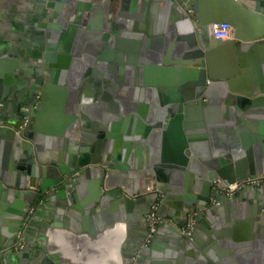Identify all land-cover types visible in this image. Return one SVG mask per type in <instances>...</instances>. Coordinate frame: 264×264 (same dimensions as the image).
I'll return each instance as SVG.
<instances>
[{
  "label": "crops",
  "instance_id": "obj_1",
  "mask_svg": "<svg viewBox=\"0 0 264 264\" xmlns=\"http://www.w3.org/2000/svg\"><path fill=\"white\" fill-rule=\"evenodd\" d=\"M48 2L50 0H0V94L7 85L9 90L3 107L0 103L2 120L14 121L18 114L29 112L25 109L30 99L29 91L37 87L35 81L39 76L33 66L47 63L45 55L49 45L54 57L49 76L55 82L49 84L48 94L55 101L46 102L48 106L42 119L44 135L51 134L49 131L57 133V127L62 125L61 117L56 112L57 107H67L73 91L80 92V95L88 91L90 95L85 97L92 98V103L88 105L92 109L86 113L88 119L84 121L85 126L80 128V132L83 130L85 135L83 139L86 147L93 148L94 153L101 157L114 155L144 168L146 163H155L158 152L163 153L164 145V138L161 140L157 137L153 133L154 128L145 127L156 118L159 108L168 103H183L184 106H191L184 112L181 121L184 133H187V124H204L203 128L193 126L188 131L197 137L194 145L205 157L212 161H222L225 154L221 151L231 149L236 153L238 148L245 151V148L250 147L249 152H244L242 156L231 154L232 161L225 162L226 167L233 165L232 171L237 172L236 162L241 160L242 167L246 162L244 167L249 170L251 167L255 169V166L264 170V81H261L264 79V50L253 51V54L245 46L241 52L238 49L231 50L227 54L231 59H223L222 70L224 74H229L227 66L235 65L237 71L229 78L234 81L240 93L235 94L231 104L220 100L209 105V100L205 99L203 102L206 105L201 106L200 117L190 119V113L198 107L199 101L196 98L183 102L178 100L181 97L183 99L185 92L196 91L191 84L180 85L181 73L173 71L177 67L175 61L182 56L181 50L187 52V42L182 39L186 33L174 18L176 9L173 6L158 0H90L91 10L84 14L87 16L85 22L92 28L94 37L88 39L83 36L81 38L80 34L71 36L68 29L64 30L59 23L50 22V10L46 5ZM77 3L80 0H76ZM220 4L222 0H208L211 10ZM245 6L255 10L257 2L246 3ZM87 26L82 25L83 30H87ZM250 27L252 34L264 29V25L253 21ZM253 57V62L246 64ZM17 62L23 64L24 69H16ZM41 76L42 79L46 78L44 70ZM246 90L254 95L243 94ZM106 93L108 95L105 97ZM36 98L35 104L39 102V97ZM114 113L121 118L115 119ZM107 114L111 115L110 122L103 120ZM33 123L35 126L36 121ZM139 123L148 124L139 127ZM109 124L111 130L100 131L97 128V125L107 127ZM201 130L206 132L203 134ZM137 133L139 137H136ZM218 150L222 154L215 155ZM13 151L11 141L0 138V213L9 216L5 221L7 225L0 224V241L11 240L13 234L16 236V232L8 230L12 227L9 219L26 212L27 201L21 193H25L29 181L16 178V167L20 159ZM120 164L126 165L123 162ZM136 172L134 170V174ZM132 174L127 175V186L133 183L130 182L135 178ZM181 177L186 179L185 173ZM14 184L24 187L15 189ZM56 184L59 185L58 182ZM79 187L66 194L61 186L57 191L54 189V193L48 190L46 184L40 186L45 192V201L37 220L28 230L29 248L24 251L28 257L23 260L14 255L9 256L7 264H37L43 255L48 256L49 238L46 230L53 225L64 232L65 239L61 248L54 249L55 253L62 256V261L58 263L118 264L113 258L116 237H123L125 229L128 231L125 251L129 257L138 256L148 234L146 216L150 203L129 208L119 195L120 188L108 191L113 197L107 201L102 216L109 220L116 217L122 220L124 217L127 222L122 221L114 227L96 231V238L83 243L68 230L83 225V206L90 202L94 193L92 187ZM14 189L18 195L12 192ZM198 190L195 196H202L204 187L200 186ZM189 192L193 193L194 189L191 188ZM41 195L38 194L37 198ZM71 195L74 196L72 200ZM161 196V216L178 218L185 224L189 198L173 193L166 196L164 192ZM99 204L97 201L96 206ZM261 204H264V186L245 189L232 204L228 202L224 207H219L216 215L206 213L201 216V222L194 231L196 237L192 240L169 228H163L154 236L157 239L151 254L139 255L141 261L144 264H198L194 262L201 256L205 257L207 264H264V259L257 257L264 239L257 237L255 229L253 237L246 226L254 218L255 208ZM262 211L258 212L261 216L264 215ZM1 218L0 221L4 220ZM97 223L98 220L95 218L93 221L92 218L91 225L94 228ZM125 223H128V227ZM214 225L221 229H214Z\"/></svg>",
  "mask_w": 264,
  "mask_h": 264
},
{
  "label": "water",
  "instance_id": "obj_2",
  "mask_svg": "<svg viewBox=\"0 0 264 264\" xmlns=\"http://www.w3.org/2000/svg\"><path fill=\"white\" fill-rule=\"evenodd\" d=\"M84 1L87 3L84 4ZM89 1L90 0H80V3L76 5V0H50V2L46 4L50 10L48 14L50 22L59 23L63 26L64 30H69V35L71 36H75V34L78 36V34H80L81 38L83 36V38L92 39L94 37L91 31L92 28L85 22L87 16L84 14L85 11L91 10ZM158 1H162L164 4L168 3L176 9L174 18L178 21V25L183 32L186 33V37H182V39L187 42V52L184 53L183 50H181L182 56L180 59L178 58L179 60L175 61L177 62V67L173 71H180L182 74H180V77H182L180 79V85L191 84L195 87L196 92H185L183 99L182 97L178 99L179 102L191 99L194 100L195 98L198 99V107L192 109L190 119H198L200 117V112L202 110L201 106L206 105V103L203 102L205 99L209 100V105H213L220 100H223L226 104H231L232 100L236 97L235 94L240 93L239 89L234 86V81L232 82L229 78L232 73H235L237 70L235 65L229 64L227 66L229 74H227V72L224 74L222 70L223 59L228 58L227 54L229 55L233 49H238L241 52L243 46L248 48L252 52L251 54H253V51H258L260 49L264 50V29L260 30L257 34H252L250 30L252 21L264 25L263 2L258 1L256 9L250 10L244 4L235 0H222L221 6H215V8L211 10L208 5V0ZM71 16H74L72 20L70 19ZM216 23L231 24L234 29V38L226 42L211 37L210 28ZM82 25H88L87 30H83ZM228 48L230 49L228 50ZM262 53L264 54V51ZM51 54V48L48 45L45 55L47 63L43 66H37V64L33 66L35 70H38L39 76L35 81L37 87L29 91L30 99L28 105L25 107L29 112L18 114L17 120L14 121L2 120L0 118V138H8L11 141V146L14 149L13 152L17 154V157L20 159L16 167V170H18L16 178L22 181H29V184L25 186L27 190H25V193H21L23 194L22 197L27 201L25 204L26 212H20V215L14 218L11 216L9 219L12 221L10 224L12 227H9L8 230L9 232H16V236L13 234L11 240L5 241V239H2V241H0V264H7L10 259L9 256L13 255L23 260L27 259L28 255L26 253L13 252L12 250L7 251V249L17 242V234L21 223L27 218L29 210L38 196V190L42 189L40 186H44V184H46L48 190H52L53 193L61 186L64 188L66 194H70L74 188H81L79 187L80 185L83 187H92V193L94 194L90 197V202L83 206L85 212L83 225H76L68 230L73 237L85 243L96 238V231L101 232L109 227H114V225H119L122 221L127 222L124 217L122 220L118 217L109 220L107 217L104 218L102 216V211L107 201L109 198L113 197L108 191L120 188L121 192H119V195L123 197L129 208L149 202V211L154 200L163 192L166 196L171 193L180 195V197L187 196L190 200V202H187L189 205L187 216L195 210H206L212 205L214 199L216 206L206 210L204 213L214 216L220 209L219 207H224L228 202L232 204L233 201L237 200V196L230 198L219 192L214 196L215 188H227L231 184L241 183L248 178L264 176L263 169H257L255 166V169L251 167L249 170L244 167L246 166V162H244L242 167L241 160L236 162V166L238 167L237 172L232 171L233 165H230L229 168L226 167L227 164H225V162L232 161L231 154L242 156L244 152H249L251 149L250 147L245 148V151L242 148H238L239 151L236 153L231 151V149L221 151L225 154V158H222V161H212L208 159V157H205L194 145L195 138L197 137L191 135L188 131L189 127L193 126H200L203 128L204 124L199 123L190 126L187 124L185 125L187 133H184L185 131L182 129L183 126L181 121L184 117V112H187V109H190L191 106H184L183 103L178 105L168 103L162 108H159L156 118L149 124H138L139 127L148 124L145 128H154L153 133L161 140L164 138L163 153L159 154L158 152L155 163H146L144 168H140L139 165L134 166L127 159H120L114 155L108 156L107 154L101 157L98 153H94L93 148L86 147L83 139L85 135L83 130L80 132V128L85 126L84 121L88 119L86 113H89L92 109V107H88V105L92 103V98L89 96L85 97L86 95H90L88 91L83 92L81 95L79 94L80 92L73 91L68 106L57 107L58 111L56 112H58L62 121V125L57 127L59 131H57V133L55 131H49L51 134L44 135L45 130L43 129L42 119L45 109L48 106L46 102L51 101L54 103L55 101L54 99L52 100L50 98L51 95L48 94L49 84L55 82L51 80L49 76L54 59L53 54ZM242 57L245 56L242 55ZM254 59L255 57L250 58L246 64L253 62ZM262 62L264 63V59ZM22 65L23 64L20 62H17L16 69L18 67L23 68ZM42 70H44L47 75L45 79H42ZM183 71H185V73H183ZM261 77L263 76L261 75ZM261 81H264V79H261ZM257 84L259 85L258 82ZM7 86L6 89H4L5 91L0 94L1 107H3L6 102L5 97L9 95ZM262 89L264 91V88ZM163 93L167 94L168 92ZM243 94L248 96L254 95L247 90L243 92ZM107 95V93L104 94L105 97ZM36 96L39 97L37 100L39 102L35 104L37 99ZM239 100L243 101L241 98H239ZM190 105H193V103H190ZM110 116L111 115L107 114L105 116L106 119H103L104 122H110ZM113 117H115V119L121 118V116L116 113L113 114ZM82 120L83 122H81ZM24 121H26L27 124H24ZM34 121H36L35 126L33 123ZM57 124H59V122H57ZM62 126H64V133L61 131ZM111 127L110 124L107 127L97 125L100 131L111 130ZM137 132H139V130H137ZM205 132L206 131L203 132V130H201V133L204 134ZM210 133L211 131H209V134ZM136 137H139L138 133ZM158 143L159 140L155 144L157 145ZM218 151L219 152L215 153V155L222 154L220 150ZM120 162L126 165H121ZM220 162H223L222 166ZM75 168L76 178L72 182H68L67 180L71 176L70 172ZM134 170H137L136 174H134ZM129 173H133L132 175L135 177L130 180V182H133L131 186H127V175ZM184 173L186 179L181 177ZM56 182H58L59 185H57ZM200 186L204 187L202 191L203 195H198L197 197L195 195L199 193L198 189ZM14 187L16 189L24 186L14 184ZM191 188L194 189L193 193L189 192ZM15 189L12 192L17 194ZM93 189H95V191ZM250 189L251 188H246V190ZM95 194H97L96 197H94ZM71 196L72 200L74 196ZM96 200L100 202V206H96ZM261 211L264 212V204L255 208L256 213L254 212V218H251L250 221L246 223V226L250 229L253 237L255 235V229V232L258 233L257 237L264 239V215L261 216V213H258ZM148 214L149 212L147 215ZM158 214L161 215L160 210ZM201 216L198 218L195 232L199 226V222H201ZM0 217L4 219L0 221V224L6 223L5 221L9 218V216L4 213H0ZM92 218L93 221H95V218L98 220L95 228L91 225ZM173 220L176 227L183 225L178 218H174ZM7 224L8 222L5 225ZM125 224L128 227V223ZM163 228H169L180 235L178 229L174 226H169V224L160 227L156 233ZM214 229H221V227L214 225ZM126 230L127 229L124 230L123 237L121 236L120 239L118 236L116 237V252H114L115 255H113L114 260L118 264H144L139 255L151 254L152 249L155 248L154 244L157 238L153 237L148 244H145L144 241V245L138 252V256L134 257L135 255H132L129 257V254L125 251V243L128 235V231ZM46 232L49 238L48 256L47 254L43 255V258H40L37 264H62V262L58 263L62 261L60 260L62 256L54 251L56 248H61L65 243V239L63 238L64 232L61 230L59 231L57 225L48 227ZM195 232L190 239L188 238L189 240L196 237ZM146 239L147 237L145 240ZM263 248L264 243L257 257L264 259ZM194 263L207 264L205 257L201 258V256H199L198 261L195 260Z\"/></svg>",
  "mask_w": 264,
  "mask_h": 264
},
{
  "label": "built area",
  "instance_id": "obj_3",
  "mask_svg": "<svg viewBox=\"0 0 264 264\" xmlns=\"http://www.w3.org/2000/svg\"><path fill=\"white\" fill-rule=\"evenodd\" d=\"M237 2H240L244 5L246 3H254L258 1H262L264 3V0H235ZM233 27L229 23H216L213 24L210 28V34L211 37L214 39H220L223 41H229L234 38L233 36ZM26 122V121H25ZM25 124V123H24ZM264 186V176H259L255 178H248L245 181H242L241 183H234L229 185L227 188H215L214 190V196L219 192L222 194H225L226 196L232 198L240 194L243 190L246 188H259ZM40 194H42L41 197H38L37 203H34V205L30 208L29 213L25 221L22 223L21 229L18 232L17 242L11 246L7 251L12 250L13 252H24L26 249L29 248L28 243V230L30 229V226L32 223H34L38 215L40 214L41 208L44 204V194L45 192H42V189L38 190ZM162 204V196H158L154 203L151 206V209L149 211V214L147 215V224H148V235L147 239L145 240V244L150 243V240L155 236L157 230L160 227H163L165 225L174 226L178 229V232L181 236H183L186 239H190L196 229V226L198 224V218L205 213L206 210L214 208L216 206L215 200L213 199L212 205H210L206 210H195L191 212L186 219L185 224L182 226L176 227L174 220L172 218H165L158 214L159 209Z\"/></svg>",
  "mask_w": 264,
  "mask_h": 264
},
{
  "label": "flooded vegetation",
  "instance_id": "obj_4",
  "mask_svg": "<svg viewBox=\"0 0 264 264\" xmlns=\"http://www.w3.org/2000/svg\"><path fill=\"white\" fill-rule=\"evenodd\" d=\"M71 17L74 18V16H71ZM24 123L27 124L25 121H24ZM70 175H71V176H70L69 179L67 180L68 182H72V181L76 178V176H75V175H76V168L70 172ZM38 192H39V191H38ZM42 192H43V191H42ZM38 194H40V193H38ZM43 194H44V193H43ZM41 196H42V195H41ZM41 196H40V197H41ZM33 205H34V203H33ZM33 205H32V206H33ZM23 222H24V221H23ZM23 222H22V223H23ZM22 223H21V226H22ZM21 226H20V229H21ZM20 229H19V230H20Z\"/></svg>",
  "mask_w": 264,
  "mask_h": 264
},
{
  "label": "bare ground",
  "instance_id": "obj_5",
  "mask_svg": "<svg viewBox=\"0 0 264 264\" xmlns=\"http://www.w3.org/2000/svg\"><path fill=\"white\" fill-rule=\"evenodd\" d=\"M233 36H234V33H233Z\"/></svg>",
  "mask_w": 264,
  "mask_h": 264
},
{
  "label": "rangeland",
  "instance_id": "obj_6",
  "mask_svg": "<svg viewBox=\"0 0 264 264\" xmlns=\"http://www.w3.org/2000/svg\"><path fill=\"white\" fill-rule=\"evenodd\" d=\"M37 203V202H36Z\"/></svg>",
  "mask_w": 264,
  "mask_h": 264
}]
</instances>
